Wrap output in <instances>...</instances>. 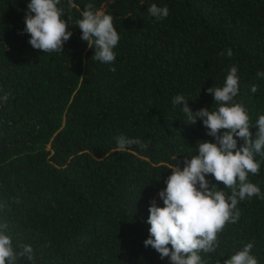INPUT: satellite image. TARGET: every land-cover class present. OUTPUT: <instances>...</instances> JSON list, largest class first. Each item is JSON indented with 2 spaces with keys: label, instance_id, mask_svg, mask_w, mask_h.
Returning a JSON list of instances; mask_svg holds the SVG:
<instances>
[{
  "label": "trees",
  "instance_id": "trees-1",
  "mask_svg": "<svg viewBox=\"0 0 264 264\" xmlns=\"http://www.w3.org/2000/svg\"><path fill=\"white\" fill-rule=\"evenodd\" d=\"M28 3L0 0V225L18 252L30 245L34 256L16 264H169L144 244L151 201L163 207L170 167L182 169L199 142H215L172 100L183 95L193 113L215 110L208 89L236 66L234 100L255 139L264 115V0H61L73 35L51 53L24 33ZM88 4L114 18V63L93 59L81 39L76 21ZM152 4L169 15L153 17ZM120 135L148 147L114 152ZM255 158L259 173L248 181L264 194V155ZM237 210L216 251L199 253L202 264H224L248 243L264 264V199L246 198Z\"/></svg>",
  "mask_w": 264,
  "mask_h": 264
},
{
  "label": "clouds",
  "instance_id": "clouds-1",
  "mask_svg": "<svg viewBox=\"0 0 264 264\" xmlns=\"http://www.w3.org/2000/svg\"><path fill=\"white\" fill-rule=\"evenodd\" d=\"M60 4L61 0H30L28 3L24 33L30 35L29 43L34 49L44 53L63 52L65 43L71 39L73 32L69 31L68 20L63 18L65 10ZM148 13L159 20L169 15V9L152 4ZM113 19L101 10L93 11V5L88 4L82 18L76 21L82 32L81 39L94 49L93 59L105 64L115 62L114 49L120 40ZM219 55L224 56L225 52ZM226 55L231 58V48L226 50ZM111 70L115 71V68ZM257 75L264 77V72ZM257 90L256 85L251 87V92ZM208 93L219 105L215 110L204 108L193 113L183 95L172 100L173 105H183L182 111L191 124L202 120L207 135L215 142H199L198 154L185 159L182 169L179 164L170 167L166 188L159 192L163 207L155 200L151 201L147 219L150 235L144 244L155 249L162 260L168 258L169 264H202L199 253L215 252L218 234L227 223L239 219V201L253 196L264 199L260 188L248 181L249 174L259 173L256 154L264 155V115H260L256 122L253 139L248 111L234 100L239 93L236 66L230 68L222 87L209 88ZM9 95L5 94L3 99L6 101ZM116 143L114 152L127 151L133 145L141 149L148 147L146 142L124 135L117 136ZM209 175L226 189H231V194L206 179ZM6 230V224L0 225V264H16L20 257L34 259L32 247L21 246L22 251L18 252ZM253 246V243L246 244L224 264H258L257 258L251 254Z\"/></svg>",
  "mask_w": 264,
  "mask_h": 264
}]
</instances>
